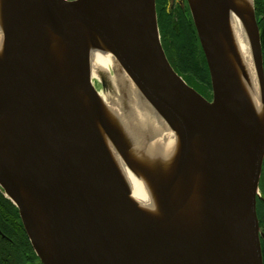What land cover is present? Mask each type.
I'll return each instance as SVG.
<instances>
[{
    "label": "water",
    "instance_id": "obj_1",
    "mask_svg": "<svg viewBox=\"0 0 264 264\" xmlns=\"http://www.w3.org/2000/svg\"><path fill=\"white\" fill-rule=\"evenodd\" d=\"M187 1L211 101L169 61L156 0H0V188L38 264H264V67L254 0L246 9L235 0ZM231 12L248 33L262 118L241 82ZM97 44L174 132V155L138 148L103 102L89 63ZM103 133L146 183L159 220L132 196Z\"/></svg>",
    "mask_w": 264,
    "mask_h": 264
},
{
    "label": "bare ground",
    "instance_id": "obj_2",
    "mask_svg": "<svg viewBox=\"0 0 264 264\" xmlns=\"http://www.w3.org/2000/svg\"><path fill=\"white\" fill-rule=\"evenodd\" d=\"M235 1L243 9L250 5V0ZM230 27L242 64V71L239 73L241 82L257 114L262 118L260 90L248 33L242 20L235 12H231ZM2 41L3 35L0 25V57ZM90 48L89 63L92 83L97 88V84L102 83L101 78L104 76L108 86L106 89L101 88L99 90L97 88L99 95L113 115L120 119L132 141L138 145V148L148 147L150 154L161 153L164 159L174 155L179 146L174 132L143 97L118 59L98 44L92 45ZM103 136L129 183L132 196L145 212L159 220L156 205L146 183L128 168L115 146L104 133Z\"/></svg>",
    "mask_w": 264,
    "mask_h": 264
},
{
    "label": "trees",
    "instance_id": "obj_3",
    "mask_svg": "<svg viewBox=\"0 0 264 264\" xmlns=\"http://www.w3.org/2000/svg\"><path fill=\"white\" fill-rule=\"evenodd\" d=\"M168 20L170 22V18L163 13L161 39L172 66L190 85L200 83L211 88L209 69L196 30L192 29L191 33L186 22L172 27L171 23L168 25ZM166 30L169 32L168 36ZM0 230L6 235L2 237L0 234V264H26L29 257L38 259L22 225L17 207L2 191Z\"/></svg>",
    "mask_w": 264,
    "mask_h": 264
},
{
    "label": "flooded vegetation",
    "instance_id": "obj_4",
    "mask_svg": "<svg viewBox=\"0 0 264 264\" xmlns=\"http://www.w3.org/2000/svg\"><path fill=\"white\" fill-rule=\"evenodd\" d=\"M156 5H157V13H158V21H159L160 30H161V23H162L161 19H162L163 13H165V16L167 18H170L171 25H172V19L177 17L180 23L186 22L188 24V28L191 31V33H192V29L193 30L195 29V25L192 19V15H191L187 0H156ZM254 5H255L256 19H257V23L259 26V32H260L261 47H262V53H263V67H264V0H254ZM189 24H191L192 26ZM200 48H201V51L203 52V55L205 56L201 45H200ZM193 87L196 90H198L203 96H205L208 100L211 101L213 99L212 86L210 90L211 94H207L206 92L196 88L195 86ZM0 191L2 190L0 189ZM257 213H258V218H259L260 237H261V245H262V252H263V261H264V161H263L262 173H261V178H260V183H259V194L257 196ZM0 234L2 237H6V235L3 234L1 230H0ZM27 259H28V262L26 264H38L39 263V258L36 259L34 257H29Z\"/></svg>",
    "mask_w": 264,
    "mask_h": 264
},
{
    "label": "rangeland",
    "instance_id": "obj_5",
    "mask_svg": "<svg viewBox=\"0 0 264 264\" xmlns=\"http://www.w3.org/2000/svg\"><path fill=\"white\" fill-rule=\"evenodd\" d=\"M175 24H182V23H180L179 22V19L176 17V18H173L172 19V27H175ZM168 25H170V22L168 23ZM170 26V27H171ZM166 35L168 36V34H169V32H168V30H166ZM160 33H161V30H160ZM165 33V32H164ZM161 37H162V33H161ZM193 86H195L196 88H198V89H200V90H203L204 92H206L207 94H211V88H208V87H206V86H204V85H202V84H200V83H196L195 85H193ZM97 88L100 90L101 88H102V86H101V84H97Z\"/></svg>",
    "mask_w": 264,
    "mask_h": 264
}]
</instances>
